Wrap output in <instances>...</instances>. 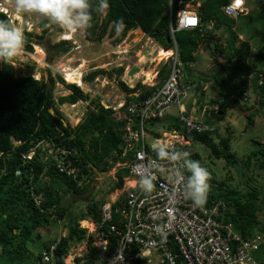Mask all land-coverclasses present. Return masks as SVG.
<instances>
[{
  "label": "trees",
  "instance_id": "1",
  "mask_svg": "<svg viewBox=\"0 0 264 264\" xmlns=\"http://www.w3.org/2000/svg\"><path fill=\"white\" fill-rule=\"evenodd\" d=\"M197 1H200V5L197 7L200 26L175 31L173 40L170 24L175 26L177 13L185 4H196ZM231 1L107 0L108 8L100 11L98 9L100 0H90L92 22L91 27L84 30V36L88 41H100L105 35L115 36V42H118L126 35L127 31L139 28L164 49H171L175 43L178 59L186 66L195 60L193 53L199 44L212 39L213 30L207 29L206 25L212 22L214 27L224 26L228 36L227 47L235 50L234 55L238 54L236 61L239 63L235 64L232 62V58H229L228 62L231 63L229 68H226L224 64L221 65V71L225 74V78L213 80L214 85L220 89L221 98L217 101V109H210L208 113L215 121H219L224 117L227 107L231 104V99L233 98L237 102L238 98L242 97L250 87L257 95V104L264 107V69L262 67L257 70L261 74H254L250 84L248 82L242 83V81L237 83L233 80L236 77L240 78L250 74L251 67L243 60L246 50L241 47H234L236 34L230 26L234 24L235 19L226 16L221 10L222 6ZM0 19L8 21L3 13H0ZM117 21H122L119 31H117ZM44 22L43 20L42 23L44 24ZM45 33L46 29L43 30L42 35ZM24 34L27 42L25 46L31 49L29 39L31 33L25 32ZM42 35L38 36L37 42L41 43L40 37ZM51 47H61V50L55 52L58 55L59 52H67L70 44L60 41ZM256 55L259 63L263 60L260 65L263 66V54L258 52ZM53 56L49 55V59L51 60ZM122 69H115L117 77L121 75ZM102 72L103 69L88 72L84 76V81H92ZM168 72V63L163 64L158 72L160 81L166 79ZM55 77L59 82L64 83L60 75L57 74ZM195 81L197 80L195 79ZM208 81L209 78L206 79V77L198 79L196 89L201 91L200 82ZM55 82V78L50 75L46 80L43 77L36 79L31 73L16 76L11 64L0 63V264H37L42 257L41 252L44 249L47 250L52 243L49 241V243L42 244V251H39L34 259L28 246L33 245L42 237L49 219L52 220L55 217L63 219L68 216L69 207L62 204L58 192L80 194L84 192L83 188H88V185L77 186L74 179L58 172L50 162L42 161L45 152L41 147L36 148L34 156L27 163H23V153L28 152L41 140H51L62 141L66 146H76L84 159L93 165L94 162L90 157L98 164L107 156H113L116 159L115 153L119 149V144L122 143L125 130L126 117L123 114L131 117L132 123L137 126L136 129L140 126L139 112H130L128 105L146 100L157 88V86H145L137 82L133 89H128L126 84L120 81L118 84L120 89L127 94L133 92L134 89L139 90L137 96H125V105L120 108L124 117L118 118L112 108L102 107L97 102L93 104L90 100L94 107L88 109L77 126L71 127L69 123H65L63 115L58 112L55 101L59 105L74 104L80 99H87L88 96L75 84H67L66 86L71 92L54 100ZM192 101L190 104L200 105L198 110L203 108L204 103L200 104L199 98L195 102ZM50 108L59 117L53 115L49 110ZM253 114L254 112H251L247 118L251 119ZM184 115L189 117L186 112ZM204 122L208 124L206 119ZM169 123L168 129L174 128L185 132L184 125H181V121L178 119H170ZM145 124L149 125L152 130L156 124V119L149 118ZM213 134L212 130L202 132L191 130L187 136L191 140L205 145L214 159H223L226 166L236 169L240 176L239 184H243L245 189H239V185L226 187L225 181H221L224 187H219L218 191L216 189L215 194H209L205 203L221 202L220 208L224 204L225 209L221 212V216L226 221L232 222L235 230L242 237L254 238L257 236L254 234V230L256 233L264 232V228H260L258 224V216L262 210V204H264V190L251 183L250 176L245 179L243 171L250 169L253 160L258 161L259 166L264 170V150L257 148L238 163L235 153L230 149V133L226 136H219L218 142H214ZM90 136L93 139H89ZM13 139L21 140L22 143L13 147ZM139 145L140 141L135 148H139ZM185 148L189 152L188 158L194 160L195 150L193 147L190 145ZM87 170L84 168V171ZM18 171L20 174H17ZM125 171L122 169L120 173L125 174ZM122 183L123 180L119 176L110 190L121 187ZM31 190L43 195L39 205H36L30 197ZM86 217L95 222H101L100 201H92L91 204H87L86 213L70 219L67 234L61 237L58 242L54 243L55 241H53V244H56L54 249L55 264H63L70 243L86 239V229L78 225V220ZM110 223H114V221L104 222L100 229L107 233ZM111 235L109 236L110 248L114 245L113 233ZM262 250H264V242L252 252L253 257ZM93 254V248L90 246L88 255L92 256ZM257 260L263 264V259Z\"/></svg>",
  "mask_w": 264,
  "mask_h": 264
},
{
  "label": "built area",
  "instance_id": "2",
  "mask_svg": "<svg viewBox=\"0 0 264 264\" xmlns=\"http://www.w3.org/2000/svg\"><path fill=\"white\" fill-rule=\"evenodd\" d=\"M230 4H235V9L240 10L242 1L232 0ZM0 11L9 17L13 24L17 21L24 22L26 29L31 28L32 22L25 19L23 14L16 13L12 1L0 0ZM197 23L195 13L182 11L177 29L194 27ZM126 40L128 41L127 37L113 44L112 55L122 56L129 53L132 42H125ZM75 48L79 49V46L75 45ZM176 60L177 57L174 56L164 84L152 92V97L144 100V113L137 111L140 116L139 128L133 130L127 120L122 141V146H126L123 153L119 154L117 160L109 158L103 163L111 167V176L115 180L117 177L114 173L126 170L127 175H124L123 179L127 189L122 198L120 194L115 198V202H118L114 210L118 215L117 223L110 224L107 233L99 231L100 241L98 246L95 245V257L100 264H257L252 252L259 248L260 241L240 237L234 231L233 224L221 217V212L225 209L224 204L220 208L221 202L202 206L193 204L185 196L183 184L175 182L176 172H183L187 176L185 170L179 163L161 160L151 147L157 141L167 142L172 145L174 151L188 154L185 148L188 144L186 139L172 131L146 140L149 135L143 126L144 120L163 116L168 105L177 100L181 93L184 94L181 88L177 89L180 92L178 96L174 94L180 77ZM128 108L130 112L136 111L134 105L130 104ZM128 117L132 121L131 117ZM180 119L188 131L192 130L193 124L201 127L199 123L184 115H181ZM139 141L141 147L135 148ZM37 147H41L45 152L42 161L50 162L58 172L78 183L88 181L92 165L84 159L76 146H66L62 141L41 140L28 153L22 155L23 161L31 160ZM130 151L132 155L126 157ZM119 158L126 160L121 161ZM84 168L88 170L84 171ZM146 173L156 176L155 188L151 194H144L138 187L140 177ZM30 196L36 204L42 199L39 193L33 190L30 191ZM111 217L109 204H104L103 221L111 220ZM112 233L114 245L110 248L109 236ZM53 248L54 246H51L50 250L44 253L43 261L53 260ZM83 260L89 261L90 257Z\"/></svg>",
  "mask_w": 264,
  "mask_h": 264
},
{
  "label": "rangeland",
  "instance_id": "3",
  "mask_svg": "<svg viewBox=\"0 0 264 264\" xmlns=\"http://www.w3.org/2000/svg\"><path fill=\"white\" fill-rule=\"evenodd\" d=\"M6 1H12L14 5V0ZM241 1V9L238 10L239 14L237 15L234 22V24L236 25V32L241 34L236 38L235 47H239L241 44L250 42L248 50L249 53H245L243 60L251 67V72L248 75H243L242 77H240L241 79L234 80V82L239 83L242 80V83H250V80L252 78V65H256V67H258L263 62L262 60V62L258 64L259 61L256 59L258 58L256 54L258 52L262 53L264 59V7H258V3L264 4V0ZM192 7L196 9L197 5L194 4ZM192 7L189 6V9H191ZM245 12L247 14L243 16ZM23 16H31V21H33L35 24H37L38 22L37 18H35L34 15L23 14ZM38 19L40 20L42 18L38 17ZM209 25L215 32L214 38L211 41L200 43L195 52L196 62H189L186 65L184 71L187 73L185 76L186 78L188 76H191L197 81L202 77H206V79L209 78V81L206 82V86V83L200 82V86L203 91L199 92L198 95L200 96L197 98H199L200 104L204 103L205 105L213 108L218 105V102L215 101L216 99H218V94H216L212 90L215 89L217 92H220V89L213 83V77L218 74V71L221 67L218 61H220L221 63H226V65H224L226 68H229L231 65L228 64V59H226V56L224 54L227 50V47H224L228 37L226 29L224 28V26H222V28H220V26L214 27L212 22H210ZM32 31L34 34L31 35V37L33 38H31L30 40L32 41V43H40L37 42L38 36H40L41 34L40 28L34 27L32 28ZM62 33H65V31L60 27H47L46 33L42 35V37H40L43 56H41V58H38V56H34V53L32 51H27L25 49L20 63H18L16 66H13L14 74L17 76L19 74L24 75L31 73L34 78L40 79L41 77H43L44 80H46L49 75L51 77H54L56 82L53 90V98L54 100H56L59 96L68 95L70 93L66 84L59 82L56 79L57 77H55L58 74L62 75L63 78V74L60 73V66L62 64H68L71 67H76L80 64L81 60H85L86 68L82 71L83 75L91 72V70L95 68L101 70L103 69V72L99 77L95 79L94 82H86L85 85H87L89 88L88 90H86L82 87V89L84 90L83 93L85 92L84 94H87V96L89 94L90 98H92L93 104L97 102L102 107L103 105L105 107L106 104H103L101 96H108L107 99L109 98L108 100H110L111 102L110 107L108 108L112 109H115V107L121 101H123V98L125 97V92L116 84V82L119 81V78H121L116 77V67L122 65L123 69H126L128 66L136 65L138 63L136 56L140 54L143 49L149 47L151 49H154L158 45L157 42H155L153 39L151 40L149 38H144V34L140 31H135L134 33H132V35H125L128 41H131L133 45L128 56H126V58H123L117 55H112V42L115 41V36L111 37L105 35L100 41H88L85 39L83 31H79L76 34L72 35L73 40H71L69 43V50L65 53L59 52V54L57 55L55 54V52L61 50V47L52 48L51 46L60 42V37H63ZM67 39H70V34L67 35ZM128 41L126 40L125 42ZM217 43L219 45H217ZM75 45H78L79 49H76ZM241 48L245 49V46L242 45ZM231 51L232 54H235L234 49H231ZM49 55H54L51 60L49 59ZM237 56L238 54L236 55V57ZM68 60H70V62H68ZM234 60L237 59L232 58V62H234ZM167 62L168 59H164L159 62H148L140 65L137 64V71H141L140 67L146 68V70L152 68L155 74V71ZM235 64H237V61L235 62ZM108 73L111 75H109ZM139 76V78H136L138 79L137 82H140L145 86H152L153 83L144 82L145 79L141 75ZM197 81H195V83L198 84ZM155 82L156 81H154V83ZM195 90L199 89H194V91ZM97 93L100 94L97 95ZM130 94L132 95L134 94V92H130ZM243 97H246V99H244ZM189 98L190 97L187 96L182 101L187 111L190 112L188 113L189 116H191L192 118H200V113L208 115V110L206 108L203 110H198V107H200V105L196 106L195 104H190V101L193 100V96H191L190 100ZM98 100H100L102 103H99ZM231 100L234 101V104L232 103L233 105L226 109L225 115L221 120H206V122L214 124L213 126H208L210 127V130L214 132V134L212 135L214 142H218L219 136H226L230 133V149L235 153L237 162L240 163V160L244 159L247 154L251 153L257 148L264 150V107H261L259 104H257V95L254 93L251 87L242 97L238 98L237 102H235L233 98ZM56 102L57 101H55V106L58 109V112H60L61 114L63 113L62 115L64 119H66L67 123H69L71 127L77 126L82 121L88 109H92L94 107L92 103L90 104V107L87 106L89 101H82L83 104L79 108L73 107L74 104L64 103L62 105H59ZM235 103L239 104L240 109H237V107L234 106ZM169 110L174 116L178 115V105L169 107ZM251 112H254V114L251 119H249L247 118V115ZM115 115H117L118 117L122 116L121 112H116ZM168 124L169 120H161L154 126L153 129L162 132L165 129L164 126H167ZM89 139L93 138H91L90 136ZM191 143V146L195 150L194 160L198 161L202 167H205L210 174V191L208 195L215 194L216 189L218 191L219 187H224V185L226 187H236L239 185V189H245V186L243 184H239L240 176L236 169L226 166L223 159H214L210 155V150L202 143L193 140L191 141ZM208 155L210 158L208 157ZM90 159L92 160V162H94L95 167L99 165L97 162L93 161L92 157H90ZM98 168H100V165ZM243 172V176L245 179L247 178V176H250L251 183L256 184L257 187L264 190V170L259 166L258 161L253 160L250 169L248 171L244 170ZM221 181H225L226 184L223 185ZM112 185V178L104 177L99 181V183H97V188L96 183L93 181L90 185H88L87 189L83 188L84 192L80 194L63 193V191H59L58 194L61 197L62 204L69 207L68 216H65L63 219H58L56 217L52 220L49 219L47 227H45L43 230L42 237L38 239L33 245L28 246V248L31 250L32 258H36L37 253L41 251L42 244L49 243V241L53 243V241L58 240L59 238L66 235L70 219L74 216H78L79 214L86 213L87 204H91L92 201L96 200L99 201L103 199L104 201L106 198V192H108V189L111 188ZM110 195L112 197L109 199L112 200L115 194H112V192H110ZM83 220H85L84 223L82 222ZM83 220L81 221V223H79V225L86 228V239L80 242L70 243L68 254L64 260L65 264H84L85 261L83 259L87 255L90 246L92 244L98 246L97 243H99L100 239L96 230L97 224L92 223L86 219ZM258 224L260 228H264V204H262V210L260 211L258 216ZM254 232L255 235L259 236L264 241V232L256 233L255 230ZM89 237L92 238L88 239ZM69 257L70 260L68 259ZM77 257L79 261L76 260ZM255 258L263 259L262 262L264 264V250L256 253ZM37 264L42 263L37 262Z\"/></svg>",
  "mask_w": 264,
  "mask_h": 264
},
{
  "label": "clouds",
  "instance_id": "4",
  "mask_svg": "<svg viewBox=\"0 0 264 264\" xmlns=\"http://www.w3.org/2000/svg\"><path fill=\"white\" fill-rule=\"evenodd\" d=\"M185 5H188V4H185ZM189 5L191 7L193 6L192 4H189ZM196 5L198 7L200 5V1H197ZM14 7H15V11L17 14H29V15L39 16L41 18H44V19L50 21L53 24L59 25L68 34H76L79 31H83V30H86V29L91 27L92 4H91L90 0H14ZM197 7H196V9L194 7H192L191 9L187 8L184 10H180L179 13H177L175 26H173L171 24L172 29L184 30V29H190V28H195V27L200 26L201 23H200V17L197 14ZM107 8H108L107 0H100V3L98 5V9L100 11H104ZM182 11H186V12L190 11V12L195 13V15L198 18L197 25L194 27L177 29L179 16H180V14H182ZM246 14L247 13L245 12L243 14V16H245ZM209 24L210 23H208L206 25V28L212 29ZM120 25H122V21H117V31L120 30ZM230 27H231L232 31L235 32L236 38H237V36L240 35L241 33L236 32V25L233 24ZM220 28H222V26H220ZM214 36H215V32L213 31L212 39L214 38ZM236 38H235L234 47L236 45ZM249 43L250 42L241 44L239 47H235V48H240L242 45H244L245 50H246L245 53L248 54L249 53L248 52ZM25 44H26V37H25L24 31L19 27H13L10 22L0 19V63L11 64L12 66H16L18 63H20L21 58L23 57V54H24ZM217 45H219V44L217 43ZM224 47H227V40H226ZM224 54L226 56V59L236 58V55L232 54L231 48L227 47V50ZM176 57L178 58V56H176ZM218 62L220 63V65H222V64L226 65V63H221L220 61H218ZM234 62H236V60H234ZM238 63L239 62H237V64ZM260 63H258V64H260ZM228 64L231 65V63H229V62H228ZM260 67H262L264 69V65L263 66L259 65L258 67H256V65H254V66L252 65V78H253L254 74H257V73L261 74V72H257V70ZM221 68L222 67H220V70L218 71V75L216 77H214V79L225 78V74L221 71ZM84 76H85V74L83 75V72H81V81L85 85L86 82L84 81ZM97 77L98 76H96L92 81H89V82H94ZM236 79H241V78L236 77L233 80H236ZM212 91L215 92L216 94H218V99L215 100L217 102L221 98V96L219 97L220 92H217L215 89ZM243 98L246 99V97H243ZM232 103L234 104V101H231V104L228 107L233 105ZM234 106H236L237 109H240L239 104L235 103ZM178 117H179V115L174 116L173 114H171V111L168 108L164 111L163 116L156 118V123H159V121H161V120H170L173 118L178 119ZM188 118L199 123L204 130L208 126L214 125V124H210V123L206 124L204 122L205 119L210 120V121L215 120L211 116L204 114V113H200V118H192L191 116H189ZM181 125H184L185 132H181V131L174 129V128L168 129V127H167L168 125L164 126V128H165L164 131L160 132V131L156 130V132L159 134H162V133H170L172 131H175L176 133H178L181 136L187 135L191 130L188 131L186 129L185 123L182 120H181ZM124 132H125V130H124ZM124 132H123V136H124ZM123 138L124 137H122V141H123ZM151 138H152V136L148 137V140H150ZM185 139L188 143L187 146L192 145V143H191L192 140L188 136ZM21 143H22L21 140H15V139L12 140L13 147H17ZM121 146H122V143L119 144V148ZM151 147L156 152L157 156L161 160H167L170 162L179 163L180 167L182 169H184L186 173H188L187 176H185L183 172H179V171L176 172L175 182L183 184L184 194L188 199H190L193 202V204H195L196 206L210 205V204L205 203L207 200L208 193L210 191V184H209L210 174L205 167H202L198 161L188 158L187 153H180V152L174 151L172 149V145L167 143V142L157 141V142L153 143L151 145ZM28 152H26V153H28ZM26 153H23V154H26ZM119 154L120 153L117 150L115 153L116 159H114L113 156L104 157L101 161H99L100 168H98V167L95 168V165L91 164L88 161L92 165V171L89 175L88 181L87 182L84 181L82 183L77 182V186L90 185L94 181L96 183V188H97V183H99V181L102 178H104V177L112 178L111 173L113 171H110L111 169H109V168H107L108 172L106 170H102L105 168L104 167L105 165H103V163L107 162V159H109V158L117 160ZM131 155H132V151H130L126 157H128V156L130 157ZM119 159L121 161L126 160L125 158H119ZM17 174H20V172L18 171ZM114 175H116L117 179L115 180L112 178L113 184H114V182H116L118 180L119 176H121V178L123 180L122 186L114 188L112 190H110V188H109L108 192H106L105 200L104 201H103V199L99 200L100 201V216L102 214V206L104 204H109L110 211L112 213L111 220L103 221L102 216H101V222L98 223V222H95L94 220H92L88 217L84 218V219H86L92 223L97 224L96 230H97L98 234H99V231L101 230L100 226H102V224L104 222L106 223V222L114 221V223H110V224H116L117 223L118 215L115 213L114 210L118 206V202H115V198L119 194L121 196L120 198H122L126 192V189H127L125 186V181L123 179V176L127 175V174L126 173L121 174L120 170H119L117 173H114ZM155 180H156V176L154 174H149V173L143 174L139 179L138 187L144 194H151L155 188V184H154ZM110 192H112V194H115V196L112 200L109 199L112 197L110 195ZM39 194H41V193H39ZM40 202H39V204H40ZM39 204H36V205H39ZM113 206H114V208H113ZM221 217L223 218V216H221ZM82 220L83 219L78 220V225H79V223H81ZM79 227H81V226L79 225ZM81 228H84V227H81ZM84 229H86V228H84ZM233 229L236 233H238L235 230L234 225H233ZM240 237H242V236L240 235ZM242 238L245 240H251L250 238H245V237H242ZM258 238L260 241V244H259V246H260L263 244L264 241L259 236H258ZM59 240H60V238L58 240H55L54 243L58 242ZM51 246H54V248H53V252H54L56 244L52 243L47 250L46 249H44L43 251L41 250L42 251L41 252L42 257L38 263L41 262L42 264H55L54 253H53V260L52 261H50V262L43 261L44 253L49 251ZM91 247L93 248L94 254L92 256L88 255V253H89V251H88L87 255L85 257H90V260L86 261L84 264H100V262L95 257V255H96L95 245L92 244ZM68 251H69V249H68ZM67 254H68V252H67ZM65 258H64V260H65ZM254 259L256 260L257 264H261V262L258 261L255 257H254ZM64 260H63V264H65ZM76 260L79 261L78 257L76 258Z\"/></svg>",
  "mask_w": 264,
  "mask_h": 264
},
{
  "label": "bare ground",
  "instance_id": "5",
  "mask_svg": "<svg viewBox=\"0 0 264 264\" xmlns=\"http://www.w3.org/2000/svg\"><path fill=\"white\" fill-rule=\"evenodd\" d=\"M259 4V3H258ZM189 5V4H188ZM188 5H185L182 9H180V10H184V9H187V8H189V6ZM192 5H194V4H192ZM227 5H229V4H227ZM227 5H224V6H222L221 7V10H222V12L226 15V16H228V17H231V18H233V19H236V17H237V15L239 14V12H238V10H236L235 9V4H230V5H232L233 7H231L230 5L229 6H227ZM226 6V8H224ZM179 10V11H180ZM0 13H3L4 15H5V13L4 12H2V11H0ZM169 13H170V6H169ZM179 13V12H178ZM228 13H231V14H228ZM6 16V15H5ZM35 16V18H37V24H35L33 21H31V16H29V17H24L25 19H27L28 21H31L32 22V26H31V28L30 29H26L27 27H26V24L24 23V22H22V23H19L18 21L16 22V23H12V22H10V19H9V17L8 16H6V18L8 19V22H10L11 24H12V26L13 27H19V28H21L23 31H24V33L25 32H29V33H31V35H33L34 33H33V31H32V28H34V27H39L40 28V31H41V34L40 35H42V32H43V30L44 29H47V27H49V26H55V27H60L59 25H56V24H53V23H51L50 21H48V20H46V19H44V18H42V19H38V17L39 16H36V15H34ZM43 20L45 21L44 22V24L42 23L43 22ZM61 28V27H60ZM196 28V27H195ZM171 29H172V26H171V24H170V33H171ZM135 31H140L141 33H143V31L142 30H140L139 28H136V29H132V30H129V31H127V33H126V35H132V33H134ZM172 33H171V36H172V38H173V40H174V33H175V31H177V30H174V29H172ZM83 34H84V30H83ZM144 34V33H143ZM62 35H63V37L61 38L60 37V39L61 40H59V41H65V42H67L68 44L70 43V41L71 40H73V34H70V39H67V35H68V33H62ZM65 36V37H64ZM85 37V36H84ZM31 38H33V37H31V36H29V39H31ZM68 38H69V36H68ZM123 38H125V36L123 37ZM122 38V39H123ZM144 38H149V39H151L150 37H148V36H146L145 34H144ZM115 39V38H114ZM122 39H120V40H122ZM119 40V41H120ZM152 40V39H151ZM118 41V42H119ZM151 42V41H150ZM27 43V42H26ZM113 44H115V43H117V42H115V41H113L112 42ZM148 43V42H147ZM29 44V43H28ZM31 44V45H30ZM30 46H31V49H28L26 46H25V49L27 50V51H32L33 53H34V56H38V58H41V56H43V50H42V45L40 44V43H32V41L30 40ZM158 44V43H157ZM157 44H155V45H157ZM132 45H133V43H132ZM154 47V46H153ZM24 49V50H25ZM131 49H132V47H131ZM131 49H130V51H131ZM35 50V51H34ZM130 51H129V53H130ZM31 52V53H32ZM128 53V54H129ZM128 54H126V55H122V56H119V57H123V58H126V56H128ZM174 56H177V47H176V44L174 43V46L171 48V49H164L162 46H160L159 44L156 46V48H154V49H151L150 47L149 48H145V49H143V51L140 53V54H138L136 57H137V64L138 65H140V64H144V63H148V62H159V61H162V60H164V59H168V65H169V70H170V68H171V66H172V59L171 58H173ZM43 58V57H42ZM149 59H151V60H149ZM177 71H178V76H180L179 78H178V80H177V88H175V92H174V94L176 95V96H178V94H180V92L177 90L178 88H181V89H183L184 90V94L183 93H181L180 94V96L178 97V99L177 100H173L169 105H168V108L169 107H171V106H174V105H178V115H179V117H178V120L179 121H181V119H180V117H181V115H184V113L186 112V113H188V111L186 110V108H185V105L182 103V101L184 100V98H186L187 96H189L190 98H191V96H193V101L192 102H195L196 101V99H197V97H199L200 95H198L199 94V92H202L203 90L201 89V91H200V89L199 90H195L194 91V89H196V83L194 82V78H192L191 76H188L187 78L185 77L186 76V72L184 71V69H185V65L182 63V62H180L179 61V59L177 58ZM68 62H70V60H68ZM137 64L136 65H134V66H128L126 69H122V73H121V75L119 76V77H121V78H119V81H117L116 82V84L118 85L119 84V82L120 81H123L125 84H126V86L128 87V89H133L134 87H135V85H136V83H137V81H138V79H136V78H139L140 76L139 75H141L145 80H144V82H148L149 80H152L151 81V83H153L152 84V86H157V88H159V87H161V85L162 84H164V82H165V80L168 78V75H169V72H168V75H167V77H166V79L163 81H160L161 79L159 78V74H158V72H159V70H160V68H158L155 72V74H154V71H153V69H149V70H146V68H141L140 67V72L139 71H137ZM78 65V64H77ZM159 65V64H158ZM61 72L60 73H62L63 74V82L67 85V84H75L78 88H80V90H82V91H84L83 89H82V87L83 88H85L86 90H88V86L87 85H84L83 83H82V81H81V72L86 68V61L85 60H81L80 61V64L78 65V66H76V67H71L70 65H68V64H62L61 66ZM123 68V66L121 65V66H117L116 67V69H118V68ZM188 67V66H187ZM190 67V66H189ZM94 70H97V68H95V69H92L91 71H94ZM124 70V71H123ZM185 72V73H184ZM61 77H62V75H60ZM98 77L100 76V75H97ZM117 77V76H116ZM141 81H143V80H141ZM154 81H156L155 83H154ZM72 82V83H71ZM134 82H135V84H134ZM160 82H162V83H160ZM63 83V84H64ZM204 83H206V82H204ZM144 85V84H143ZM207 85V83L205 84V86ZM119 86V85H118ZM156 88V89H157ZM69 90V89H68ZM70 91V90H69ZM126 91V90H125ZM71 92V91H70ZM89 92V91H88ZM133 92H134V94L135 93H138L139 92V90H137V89H134L133 90ZM85 93V92H84ZM115 93V92H114ZM100 93H97V95H99ZM111 94V93H110ZM113 94V93H112ZM134 94H132V95H134ZM130 93L129 94H127L126 92H125V96H132ZM138 94H136L135 96H137ZM108 97V96H107ZM107 97H103V95L101 96V98H102V101L106 104V105H108V106H106L105 105V107L106 108H108V107H110V104H111V102H110V100H108L107 99ZM150 97H152V96H150ZM189 98V99H190ZM90 100H92V98H90V96H89V94H88V98L87 99H83V100H78L76 103H74V105H73V107H81L82 106V104H83V102L82 101H89V103L87 104V106H89L90 107ZM145 100V99H144ZM144 100H141V101H139V102H136V103H134V106H135V108H136V111H139V112H141V113H144ZM99 101V103H102L100 100H98ZM125 101H126V97H124L123 98V101H121L116 107H115V109L113 108V110H115V112H120V108H122L124 105H125ZM103 105V104H102ZM192 105V104H191ZM104 106V105H103ZM114 107V106H113ZM207 109L208 111L210 110V109H217V106H215V107H213V108H211V107H209V108H207V105H203V108L201 109V110H203V109ZM61 110V109H60ZM149 112V111H148ZM63 114V113H62ZM123 115H125V117H126V121H125V125H126V122H127V120L129 121V123L131 124V126H132V128H133V130H135L136 129V125L134 124V123H132V121H130L129 120V117L128 116H126V114H123ZM208 115L210 116V114L208 113ZM185 116V115H184ZM118 117V116H117ZM120 117V116H119ZM118 117V118H119ZM122 117H124V116H122ZM185 117H187V116H185ZM212 117V116H211ZM188 118V117H187ZM149 119V118H148ZM148 119H146V120H144V123H143V126L145 127V130H146V133L149 135L148 137H150V136H152V137H159V136H161L162 134H159V133H157L156 132V130H154L153 128H152V130H151V128H149L148 127V125H147V127H146V124H145V122H147L148 121ZM154 119H156V118H153V120ZM65 123L67 124V121H66V119H65ZM180 123V122H179ZM196 123V122H195ZM157 124V123H156ZM155 124V125H156ZM170 124V123H169ZM196 124H193L192 126L193 127H191L192 128V130L193 131H195V132H202V131H204V129L202 128V127H197V126H195ZM180 128H181V126H180ZM213 129V128H212ZM205 130H210V127H207ZM187 137V135H182L181 136V138L182 139H185ZM146 140H148V138H146ZM43 144V143H42ZM140 147H141V145H139ZM126 146L125 145H123V146H121L119 149H118V152L119 153H123V149L125 148ZM142 147L145 149V150H147V148L144 146V145H142ZM23 163H27V160H24L23 161ZM105 168L103 169V170H106L107 171V168H111L110 166H107V165H105L104 166ZM95 168H97V167H95ZM108 172V171H107ZM86 178H88V176L86 177ZM40 196H41V198H43V195L42 194H39ZM101 216H102V214H101ZM84 223V222H83ZM92 230V229H91ZM250 239H259L257 236L256 237H254V238H250ZM69 260H70V257L68 258ZM67 259V260H68ZM150 264H155V263H150Z\"/></svg>",
  "mask_w": 264,
  "mask_h": 264
},
{
  "label": "water",
  "instance_id": "6",
  "mask_svg": "<svg viewBox=\"0 0 264 264\" xmlns=\"http://www.w3.org/2000/svg\"><path fill=\"white\" fill-rule=\"evenodd\" d=\"M262 6L264 7V4H258V7H262ZM49 110H50V112H51L53 115L59 117V115H58L57 113H55L54 110H53L52 108H50ZM62 120H63V119H62Z\"/></svg>",
  "mask_w": 264,
  "mask_h": 264
},
{
  "label": "crops",
  "instance_id": "7",
  "mask_svg": "<svg viewBox=\"0 0 264 264\" xmlns=\"http://www.w3.org/2000/svg\"><path fill=\"white\" fill-rule=\"evenodd\" d=\"M246 11H247V8H246ZM199 45H200V44H199ZM195 52H196V51H195ZM195 52L193 53V56H194V57H195V54H196ZM193 62H194V63L196 62V58H195V60H194ZM151 69H152V68H151ZM151 81H152V80H149L147 83H151ZM134 95H136V93H135ZM209 107H210V106H207V108H209ZM188 113H190V112H188Z\"/></svg>",
  "mask_w": 264,
  "mask_h": 264
}]
</instances>
